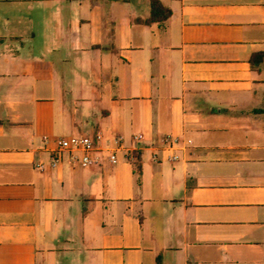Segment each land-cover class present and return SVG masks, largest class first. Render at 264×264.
<instances>
[{"label": "crops", "instance_id": "obj_1", "mask_svg": "<svg viewBox=\"0 0 264 264\" xmlns=\"http://www.w3.org/2000/svg\"><path fill=\"white\" fill-rule=\"evenodd\" d=\"M159 1L0 0V264H264V0Z\"/></svg>", "mask_w": 264, "mask_h": 264}, {"label": "built area", "instance_id": "obj_2", "mask_svg": "<svg viewBox=\"0 0 264 264\" xmlns=\"http://www.w3.org/2000/svg\"><path fill=\"white\" fill-rule=\"evenodd\" d=\"M97 139H101L102 135L98 132L96 135ZM135 140L143 139V136L137 135L134 137ZM164 149L170 151L177 146V140L165 138L162 140ZM123 140L121 137H117L114 140L113 146L109 147V162L116 164L118 162L117 152L120 148H123ZM94 141L89 136H73L69 138H61L56 141V153L51 158L50 165L56 166L59 164L61 159V152H68L70 154V160L74 162H80L82 166H91L95 164L96 158L91 155L94 151ZM131 157V156H130ZM154 160H158L156 156L153 157ZM178 157L174 153L168 154V160H176ZM45 165L43 163L39 164V168L43 169Z\"/></svg>", "mask_w": 264, "mask_h": 264}, {"label": "trees", "instance_id": "obj_3", "mask_svg": "<svg viewBox=\"0 0 264 264\" xmlns=\"http://www.w3.org/2000/svg\"><path fill=\"white\" fill-rule=\"evenodd\" d=\"M150 2V21L160 22L166 20L171 11L165 8L159 0H149Z\"/></svg>", "mask_w": 264, "mask_h": 264}]
</instances>
